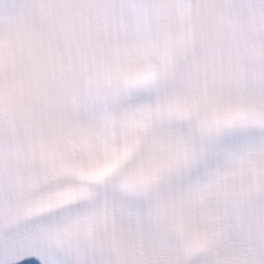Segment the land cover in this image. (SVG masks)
<instances>
[{
    "label": "snow or ice",
    "instance_id": "1",
    "mask_svg": "<svg viewBox=\"0 0 264 264\" xmlns=\"http://www.w3.org/2000/svg\"><path fill=\"white\" fill-rule=\"evenodd\" d=\"M0 264H264V0H0Z\"/></svg>",
    "mask_w": 264,
    "mask_h": 264
}]
</instances>
